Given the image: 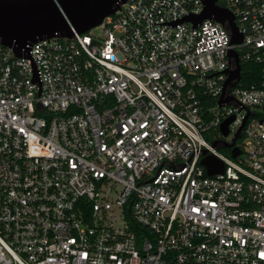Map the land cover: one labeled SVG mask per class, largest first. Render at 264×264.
<instances>
[{
	"label": "built area",
	"instance_id": "1",
	"mask_svg": "<svg viewBox=\"0 0 264 264\" xmlns=\"http://www.w3.org/2000/svg\"><path fill=\"white\" fill-rule=\"evenodd\" d=\"M219 4L241 43L202 0L35 42L39 97L0 44V264H264V0Z\"/></svg>",
	"mask_w": 264,
	"mask_h": 264
},
{
	"label": "water",
	"instance_id": "2",
	"mask_svg": "<svg viewBox=\"0 0 264 264\" xmlns=\"http://www.w3.org/2000/svg\"><path fill=\"white\" fill-rule=\"evenodd\" d=\"M126 1L0 0V44L12 48L17 56L31 59L33 71L31 82L35 83L39 80V97L43 90V82L36 57L32 53L33 44L46 38L56 36L70 38L73 34L86 32L99 25L105 17L119 11ZM202 1L204 5L202 13L197 17H187L186 21L197 23L205 18H214L222 23H228L232 31L233 43H241L243 34L239 31L233 12L221 6L219 0ZM230 57L235 58L236 67L230 70L227 84H232L233 79H240L241 76L237 50H231ZM232 119L233 117L222 123V131L225 135L228 134V125ZM225 146L232 147L233 143L225 142ZM240 153L241 150L237 146L232 148L233 157H237ZM202 163L210 175L221 173L224 170V162L213 154L204 157Z\"/></svg>",
	"mask_w": 264,
	"mask_h": 264
},
{
	"label": "rangeland",
	"instance_id": "3",
	"mask_svg": "<svg viewBox=\"0 0 264 264\" xmlns=\"http://www.w3.org/2000/svg\"><path fill=\"white\" fill-rule=\"evenodd\" d=\"M94 34H96L97 36H103V30H102V28H96V29H94ZM224 151H226V150H224Z\"/></svg>",
	"mask_w": 264,
	"mask_h": 264
}]
</instances>
